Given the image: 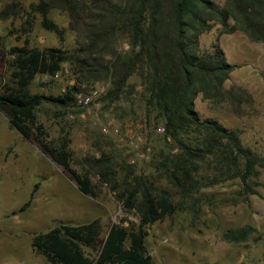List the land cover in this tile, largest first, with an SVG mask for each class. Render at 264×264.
<instances>
[{"label":"rangeland","instance_id":"374dc122","mask_svg":"<svg viewBox=\"0 0 264 264\" xmlns=\"http://www.w3.org/2000/svg\"><path fill=\"white\" fill-rule=\"evenodd\" d=\"M37 1L0 0V10L10 3L22 7L19 14L0 19L1 87L13 85L12 73L19 66L14 49L70 51L77 47L67 14L57 9L48 12L47 18L62 31L57 34L43 25L41 15L30 12V4ZM214 3L221 9L226 0ZM210 23V30L199 37L201 51H214L217 42L226 61L236 66L223 84L224 91L240 87L252 102L242 99L237 103L227 96L214 101L199 94L194 101L195 110L201 119L215 120L227 129L237 130L242 146L260 157L255 167L257 177L250 179V183H259L254 186L256 193L244 198L240 178H229L241 170L243 163L237 170L220 165L221 148L194 161V166L189 167L194 188L189 193L181 192L165 177L172 171V160L181 153L179 145L165 137V131L157 133L158 128H163L161 125L147 123L138 93L107 99L108 81H82L69 63L62 64L53 76L30 71L31 94L70 98L67 108L42 103L36 110L37 124L31 132L43 143L66 148L70 170L81 179H89L93 195L82 193L61 167L12 128L0 112V264H49L32 249L34 235L58 225L80 226L93 221L97 222L96 243L82 249L90 259H97L112 227L128 232L140 228L136 209L125 207L118 198L128 194L137 177L148 179L157 191L166 192L174 207L171 214L142 228L150 264H264V43L253 42L239 31L224 34L218 22ZM228 25L233 27V20ZM128 49V41L121 40L118 51L124 53ZM133 82L131 79L129 83ZM93 88L101 91L98 98L86 108L76 107L77 95ZM106 127H118L120 134H104ZM128 129L142 131V149L137 156L128 146ZM181 139L195 146L194 142L203 137L189 132ZM103 156L113 163L108 180L85 163ZM132 158L134 164L130 163ZM31 195L30 205L20 212ZM243 229H249L246 238L233 241Z\"/></svg>","mask_w":264,"mask_h":264},{"label":"trees","instance_id":"16d2710c","mask_svg":"<svg viewBox=\"0 0 264 264\" xmlns=\"http://www.w3.org/2000/svg\"><path fill=\"white\" fill-rule=\"evenodd\" d=\"M29 8L31 13L43 17L46 28L57 34L62 31L47 14L52 9L65 12L77 47L70 51L14 49L19 66L12 73L13 85L0 86V112L12 128L32 140L41 153L61 167L82 193L93 195V187L87 177L81 179L70 170L66 148L43 143L31 132L37 124L36 110L42 103L67 108L70 98L68 95L31 94L28 89L30 71L53 76L62 64L69 63L82 81H108L107 99L138 93L147 123L161 125L165 137H171L179 145L181 153L172 160V171L165 173V177L181 192L189 193L194 188L190 170L194 161L213 155L214 150L221 148L220 165L237 170L240 162L243 163L241 170L233 172L229 178L234 175L240 178L244 198L256 193L254 186L259 183H250V179L257 177L255 167L260 157L242 146L237 130L227 129L215 120L201 119L194 101L203 94L214 101L227 96L237 103L242 99L252 102L250 95L240 87L224 91L223 84L236 66L226 61L217 42L214 51L202 52L199 37L210 30V22L216 21L224 34L239 31L253 42L264 43V0H226L221 9L214 0H38ZM21 10L20 4L10 3L0 10V19L15 16ZM230 19L234 22L231 28ZM123 39L129 44L124 53L118 51ZM131 79H134L132 84ZM189 132L198 133L203 139L196 140L195 146L185 143L181 136ZM85 163L103 180L109 179L111 159L103 156L87 159ZM127 193L118 198L125 207L136 209L140 228L128 232L122 227H112L97 259H90L82 249L95 245L96 221L80 226L58 225L36 234L31 241L32 249L49 264H150L142 228L171 214L174 207L166 192L157 191L143 177H137ZM32 196L21 206L20 212L30 205ZM248 232L249 229L240 230L239 237L233 241L244 240ZM226 238L233 239L227 235ZM262 257L264 260V253Z\"/></svg>","mask_w":264,"mask_h":264},{"label":"built area","instance_id":"2783aa9c","mask_svg":"<svg viewBox=\"0 0 264 264\" xmlns=\"http://www.w3.org/2000/svg\"><path fill=\"white\" fill-rule=\"evenodd\" d=\"M101 91L98 90L97 88H93L92 90H90L87 93H80L79 95H77L76 97V101H75V105L76 107L79 108H86L88 107L90 104H92L99 96V93ZM141 128V127H140ZM157 133L162 134L164 132L163 128H158ZM142 131H138V132H134L131 129L127 130V135L130 134L129 136H127L128 138V146L132 148L133 152L135 153V155H139L141 153V149H142V135H141ZM103 133L104 134H114V135H119L120 134V129L118 127H106L103 129ZM147 150H150L149 147H146ZM131 164L135 163V159L132 158L130 161Z\"/></svg>","mask_w":264,"mask_h":264}]
</instances>
